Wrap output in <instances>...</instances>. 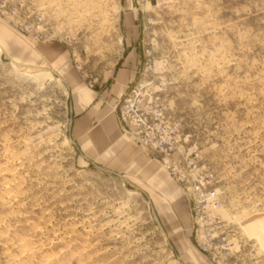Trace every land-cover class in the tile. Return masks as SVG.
I'll list each match as a JSON object with an SVG mask.
<instances>
[{
	"label": "rangeland",
	"instance_id": "obj_1",
	"mask_svg": "<svg viewBox=\"0 0 264 264\" xmlns=\"http://www.w3.org/2000/svg\"><path fill=\"white\" fill-rule=\"evenodd\" d=\"M0 264H264V0H0Z\"/></svg>",
	"mask_w": 264,
	"mask_h": 264
},
{
	"label": "water",
	"instance_id": "obj_2",
	"mask_svg": "<svg viewBox=\"0 0 264 264\" xmlns=\"http://www.w3.org/2000/svg\"><path fill=\"white\" fill-rule=\"evenodd\" d=\"M17 67H18V68H21V69H30L29 67H27V66H22V65L17 66ZM31 69H32V70H38V69H40V68H31ZM96 167H97L99 170L103 171V172L117 175V173H115V172H113V171H110V170H108V169H106V168H104V167H101V166H96Z\"/></svg>",
	"mask_w": 264,
	"mask_h": 264
},
{
	"label": "built area",
	"instance_id": "obj_3",
	"mask_svg": "<svg viewBox=\"0 0 264 264\" xmlns=\"http://www.w3.org/2000/svg\"><path fill=\"white\" fill-rule=\"evenodd\" d=\"M208 195H209V197H214L215 196V192L214 191L208 192Z\"/></svg>",
	"mask_w": 264,
	"mask_h": 264
},
{
	"label": "bare ground",
	"instance_id": "obj_4",
	"mask_svg": "<svg viewBox=\"0 0 264 264\" xmlns=\"http://www.w3.org/2000/svg\"><path fill=\"white\" fill-rule=\"evenodd\" d=\"M16 66H20V65H16Z\"/></svg>",
	"mask_w": 264,
	"mask_h": 264
}]
</instances>
